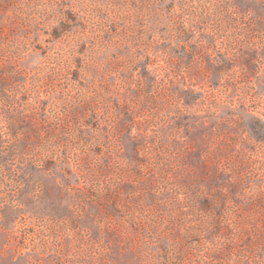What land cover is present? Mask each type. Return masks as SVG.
<instances>
[{
    "label": "rangeland",
    "instance_id": "obj_1",
    "mask_svg": "<svg viewBox=\"0 0 264 264\" xmlns=\"http://www.w3.org/2000/svg\"><path fill=\"white\" fill-rule=\"evenodd\" d=\"M0 264H264V0H0Z\"/></svg>",
    "mask_w": 264,
    "mask_h": 264
}]
</instances>
